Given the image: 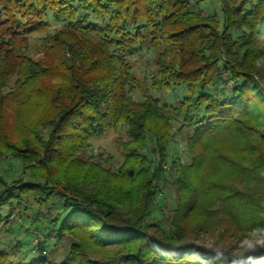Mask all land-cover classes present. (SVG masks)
I'll return each mask as SVG.
<instances>
[{
    "label": "trees",
    "instance_id": "trees-1",
    "mask_svg": "<svg viewBox=\"0 0 264 264\" xmlns=\"http://www.w3.org/2000/svg\"><path fill=\"white\" fill-rule=\"evenodd\" d=\"M217 1L216 10L202 14L187 0H0V91L16 78L13 90L0 93V120L9 101L38 111L26 119L17 115L23 136L13 141L0 125L1 148L21 167L17 177L0 176V226L9 224L16 202L21 211L35 212L34 219L20 220L44 237L82 236L73 239L61 261L45 251L28 256L17 243L8 249L0 242V264H202L213 254L191 243L187 231L205 230L199 221L187 224L201 195L206 204H217L215 211L202 206V218L222 216L223 233L230 238L244 239L264 224V81L255 67L264 52L258 46L264 39V0ZM150 48L157 59L145 80L155 94L180 95L170 110L179 126L193 129L189 142L219 134L235 147L226 153L203 143L209 162L223 174L199 171L200 163L180 173L176 189L185 187L196 199L193 207L181 200L168 226L152 214L161 183V159L154 157L166 159L173 140L160 139L167 127L153 123L167 115L166 107L141 87L127 60ZM170 54L167 63L162 58ZM135 97L141 101L135 107H145L137 114L143 119L128 122L130 142L118 170L128 183L123 193L138 184L130 217L113 210L107 198L101 201L51 178L55 165L84 166L74 157L77 150L133 115L127 104ZM40 132H45L42 138ZM147 135L153 149L139 153ZM85 172L86 177L74 179L77 186L97 183L91 178L96 172L108 182L112 176L92 164ZM250 255L240 264H252Z\"/></svg>",
    "mask_w": 264,
    "mask_h": 264
},
{
    "label": "rangeland",
    "instance_id": "rangeland-1",
    "mask_svg": "<svg viewBox=\"0 0 264 264\" xmlns=\"http://www.w3.org/2000/svg\"><path fill=\"white\" fill-rule=\"evenodd\" d=\"M187 1L191 4L190 8L192 10H200L202 14H211L212 11L216 7H218L217 0ZM38 36L40 37V35ZM32 40H36V38ZM258 42L259 50H264V39H260ZM258 46H256L255 49H258ZM159 48L161 49V47ZM159 48H155L156 54L160 52ZM172 57L173 55L170 54L166 57H163L162 59L168 63L171 62ZM156 59L157 56L150 48L149 52L147 49H143L141 52L136 53L134 56L128 58L127 60L131 65L132 75L137 79V82L141 85V87L146 88V91H148L151 96L161 99L160 105L166 107L165 110L167 115H164L162 119L155 118L156 121L154 120L153 123H158L159 126L164 124V126L167 127V134H164V136L160 134V139H162V137L166 139L170 137L173 138V140L171 142V146H168L169 153L167 154L166 159L164 158L163 160V158L159 155H155L154 157L156 159H161L159 173L161 183L157 188V193L159 194L154 197L157 210L156 212L152 210V214L154 215L155 213V216L158 217V220H160L162 226H168L173 220L174 213L182 204L181 200H184V202H186L189 207H193L195 202L194 200L196 199L193 193L187 192V189L185 187L181 188L179 192L176 189L175 183L180 173L188 169V167L191 166L192 163H196V166H198L200 163L198 168L199 171H207L206 173H209L211 176H220L223 174L222 169H218L217 166L213 164V162H209L210 159L208 153L205 151V144L203 143H207V141H209L215 147L220 146L222 148L221 151L226 153L235 151V147L231 144L228 136L219 134H213L212 136H210V138L207 139V141L199 143L189 142L193 134V129L191 127H188L186 124L179 126L175 122V113H172V111L170 110L171 106L177 105L180 95L177 94L175 96V93H173L170 94L172 96L169 97V95L167 96V94H155L151 89L152 82L145 80L147 76L154 72V61ZM255 67L258 70V73L262 76V81H264V52H262L259 58L255 61ZM15 80L16 78L10 79L6 83L7 87L2 88L0 93H6L5 91H7V89L13 90ZM135 98H130L127 104L128 109L132 110L133 115L129 116L127 119L124 118L118 120L117 123L103 135L92 138L89 141L87 148H79V150H77L74 157L78 159V162L83 161L85 164L84 166L80 165L81 163L77 164L80 166H77L76 164H71L70 166L63 165L60 167L58 165H55V167L53 168V176L51 178V182L58 181L62 184H67L68 182V186L70 187H76L85 190L86 192L94 193V196H99V200H105L107 198L109 202H111L110 204L113 210L130 217H133L136 212L137 204L135 202H132V192L135 193L138 184H135V190H133L132 192H130L129 188V192L126 191V193H123L122 191L128 183L125 184L124 179L119 176L118 170L121 168L122 164L125 161V145L130 142L129 137L127 136V131L129 128L128 122L130 118L136 120L137 122L143 119L142 116H139L137 114L140 113V110L145 109V107H140V105H137L138 107H135L134 104L141 103L140 100L137 101V98ZM30 107L31 106L29 105H25L24 102L17 104L14 103V101H9V104H6L5 110H3L4 116L2 120H0V125L5 136H7V138H9L11 141L15 140L19 136H23L17 122L19 118L17 117V115L19 113H23L22 117L24 119L29 118V114L38 115V111ZM163 131H165V128L163 129ZM44 135L45 132L39 133V137L41 138ZM153 146L154 144L151 135H147L145 147L139 148L138 146L136 148H139V153L141 152L142 154H150V150L153 149ZM7 154L8 153L4 151L0 145V176H6L8 177V179H10L12 177H17L20 174L21 167L19 166V163L14 162L10 158H8L9 156ZM1 156L6 157L1 159ZM206 162H208L207 167L204 166ZM88 164L95 165L96 167H99L104 171L111 172L112 176L109 179V182L107 180V177H105V174L96 172L91 176V178H94V180L96 178L98 179V182L94 183L95 186L93 185V183H91L90 185L78 183L77 186L76 182H74V179H77V177L87 176L85 174V168H87ZM202 164H204L203 167L201 166ZM142 165L144 166V164ZM229 178H231V176H229L228 174L227 179ZM192 180H190L191 186L193 184L191 182ZM102 181H104L105 183L101 187L99 185L102 183ZM231 184L233 185L234 183ZM206 201V196H199L197 199V203L201 205L197 206V208H195V211L190 215V218H188V225L190 221H199L201 223V226L205 227V230L198 231L197 233H195L194 229L187 228V231L192 232H189L193 240L191 243L203 248H205V246L210 247L214 243L222 244L226 248L238 245L242 241V239L235 240L233 238H230V233H227V235L223 233V226L220 222V218L222 216L210 218L208 220L202 218L203 216L201 211L203 212V207L208 211H215L217 209L216 202L214 204H206ZM13 205L14 209L11 219H9L7 222L9 224H3L2 226H0V242L2 247L7 246L6 248L10 249V247L13 245L12 243H17L16 248L18 247V249H22L28 256H32L33 254L36 256L43 255V251H45V255L49 259L54 261H61L68 254L69 246L73 239H81L82 237L74 236L73 238L65 236V238L58 241L51 238V236H49V238H46L43 236L42 232H40L39 230H35L33 226H28V222L20 220L23 216L29 220L30 218L34 219L36 215L35 212L32 211V213L29 210H24V212L21 211V208L16 207V202H14ZM5 230H7V232H4ZM26 231L28 232L26 233ZM35 238H38L37 243L34 242ZM32 250H34L33 253ZM35 251L41 252L39 254V252L36 253Z\"/></svg>",
    "mask_w": 264,
    "mask_h": 264
},
{
    "label": "clouds",
    "instance_id": "clouds-1",
    "mask_svg": "<svg viewBox=\"0 0 264 264\" xmlns=\"http://www.w3.org/2000/svg\"><path fill=\"white\" fill-rule=\"evenodd\" d=\"M205 250L211 251L213 255L203 259L202 264H240L246 253L252 254L246 257L252 264H264V255H255L257 252H264V224L253 227L234 247L226 248L222 244L214 243L210 247L205 246Z\"/></svg>",
    "mask_w": 264,
    "mask_h": 264
},
{
    "label": "built area",
    "instance_id": "built-area-1",
    "mask_svg": "<svg viewBox=\"0 0 264 264\" xmlns=\"http://www.w3.org/2000/svg\"><path fill=\"white\" fill-rule=\"evenodd\" d=\"M34 242L37 243V242H38V238H35V239H34Z\"/></svg>",
    "mask_w": 264,
    "mask_h": 264
}]
</instances>
